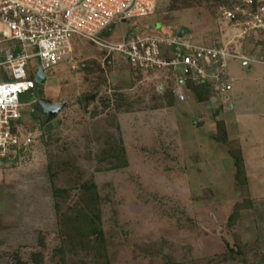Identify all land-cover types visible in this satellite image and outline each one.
Segmentation results:
<instances>
[{
	"label": "rangeland",
	"instance_id": "obj_1",
	"mask_svg": "<svg viewBox=\"0 0 264 264\" xmlns=\"http://www.w3.org/2000/svg\"><path fill=\"white\" fill-rule=\"evenodd\" d=\"M216 1L169 0L133 21L156 20L155 28L181 29L197 43L215 39L235 50L255 44L216 17ZM119 30L111 28L112 39ZM69 41L70 60L47 70L23 104L19 160L2 163L5 199L14 194L19 201L16 211L4 207L9 221L0 219V264H264V153L258 158L247 149L246 181L235 182V166L224 162L241 141L214 139L222 120L210 112L215 99L181 117V99L196 101L190 88L175 104L161 99L162 71L134 68L76 33ZM28 66L36 69L35 57ZM38 98L58 106L45 114ZM147 102L172 106L158 112ZM80 183L92 184L97 196L106 254L95 248L94 235L61 238L62 214L73 216L83 202ZM58 186L68 191L55 200L51 188Z\"/></svg>",
	"mask_w": 264,
	"mask_h": 264
},
{
	"label": "built area",
	"instance_id": "obj_2",
	"mask_svg": "<svg viewBox=\"0 0 264 264\" xmlns=\"http://www.w3.org/2000/svg\"><path fill=\"white\" fill-rule=\"evenodd\" d=\"M168 1L0 0V170L2 163L7 166L19 160L16 157L22 152L17 149L18 121L24 116L23 104L35 87L37 67L40 65L46 75L58 62L70 60L72 33L86 37L107 53L121 55L134 68L168 70L174 75L177 85L173 89L179 98L188 80L206 81L212 93L224 97L223 108H230L231 102L226 100L231 90L228 59L256 58L230 48L227 42L212 39L197 43L183 36L182 31L177 35L176 28L164 31L150 22L133 21L153 15L160 3ZM215 14L237 27L240 38L255 35L264 44V0H217ZM126 20L133 26L118 39L103 33ZM30 57L36 58L35 70L28 66ZM258 58L263 60L264 55ZM160 87L163 91L165 83ZM26 90L31 92L21 100L19 94Z\"/></svg>",
	"mask_w": 264,
	"mask_h": 264
},
{
	"label": "crops",
	"instance_id": "obj_3",
	"mask_svg": "<svg viewBox=\"0 0 264 264\" xmlns=\"http://www.w3.org/2000/svg\"><path fill=\"white\" fill-rule=\"evenodd\" d=\"M153 20V19H152ZM150 20V23L152 24H157L156 20ZM149 22V21H148ZM140 23H145V22H140ZM122 23L116 24L113 27L115 29H120L119 34L123 33L125 29L122 27ZM158 25V24H157ZM112 28V27H111ZM182 31V30H181ZM114 32L111 30L109 31V38L111 36L112 38H117L116 36L113 35ZM118 34V33H115ZM211 40V39H210ZM249 40L253 43L252 46L251 44H246V49L244 47H238V52H243V53H248L250 55H253L256 59L254 60H242L239 58H229V63H228V71L231 77V90L226 96V100H229L231 102L230 108L229 109H224L223 108V102H224V97H220V95H216L213 93L210 97L203 99L202 101H191L190 99H181V101L184 102L183 104V109H181L180 116L183 117V115L186 114L187 111H193L192 109L194 107H200L205 103L208 106L212 103V100H216V103L214 104L212 110L210 112H216L220 114V118L223 120L226 128V132L228 135V138H239L241 141V148L243 150V156L248 153V150L255 151L256 155H258V158L262 156V153H264V60H259L257 59V56H259V52L262 51V45L259 43L255 35H252L249 37ZM260 45V46H258ZM264 46V44H263ZM159 71H162L161 74L165 75V84L166 87L169 86V81L170 78L172 79L171 86L176 83L175 78L173 77L174 75L170 73L168 70H162L160 69ZM162 75V76H163ZM160 96V95H159ZM165 97V96H164ZM164 97H160L163 99ZM171 99L175 101L179 100L173 93L172 96H168ZM192 99V97H191ZM194 103V105L192 104ZM147 105H150L148 107H152L151 109L157 110L162 109V107L166 108L167 106H172L165 104L163 106H158L156 107L151 106L153 104H149L148 102L146 103ZM161 107V108H160ZM188 107V109L186 108ZM207 107L202 108L201 110L204 111L206 110ZM160 112V111H158ZM185 113V114H184ZM224 116V118H222ZM225 119L227 121H225ZM180 128V133H186L183 129V126H179ZM188 132L192 130L189 128L187 130ZM233 133V136L231 135ZM189 136V135H187ZM190 138V136L188 137ZM216 145H219L220 142H215L213 141ZM251 153V151H250ZM249 153V154H250ZM248 155V154H247ZM246 155V156H247ZM233 163V159L231 156H227L225 159L224 164H226V169H229V165ZM221 165L222 168L225 167V165ZM229 164V165H228ZM234 165V163H233ZM221 168V167H220ZM2 171L4 169L2 168L0 170V219L1 222L4 223L5 220L10 219V216L8 215L7 212L8 209L12 208L13 211H16V202L17 198L15 197L14 194H12V197H7L5 199V195L8 196L9 192L6 194L5 188H4V182L3 181V174ZM10 208L5 209V206H9ZM18 208V207H17ZM7 221H5L6 223Z\"/></svg>",
	"mask_w": 264,
	"mask_h": 264
},
{
	"label": "trees",
	"instance_id": "obj_4",
	"mask_svg": "<svg viewBox=\"0 0 264 264\" xmlns=\"http://www.w3.org/2000/svg\"><path fill=\"white\" fill-rule=\"evenodd\" d=\"M215 4L217 5V1ZM108 32H109V29L103 30V33H105V34H107ZM186 86H187V88H190L194 92V94H195L194 98L197 101H202L203 99H206L212 95V89L206 81H204L203 83H194V82L188 80L186 83ZM167 90H168V92H166ZM163 92L164 93L162 95H160L159 97L172 96L173 95L172 86L170 85ZM20 121L21 120H19L18 122L20 123ZM215 124H216L215 133H214L213 137L217 141L224 142L226 139H228V135L226 132L224 122L222 120L217 119ZM228 150H229L228 153L232 157L233 163L235 166V171H234L235 182L244 184L246 181V178H245V174H244L245 171H244L243 150H242L241 146H235V147L229 148ZM113 153L114 152H109V154H113ZM114 156L116 157L117 153H114ZM125 162L126 161L121 162V163H125ZM121 163L117 164L116 166L120 165ZM66 191H68L67 187H63V186L51 188V193H52L54 199L56 198V196L60 197ZM78 194H79L78 196L80 198H83V202L81 204V207H78L76 214L71 210L73 213V214L72 213L71 214L73 216H68L67 213H63L61 216V217H63V219H61V222H60V225H61L60 231L64 232V234L62 235L61 238H62L63 242H65V241L70 240L71 233L79 234L81 238H86V236L91 237L92 235H94L93 244L95 241V244H94L95 248L97 250H99L100 252L102 250L104 252L103 254H106L105 247L107 246L108 243H107V238H106L104 231L102 229L100 216L97 213L98 199H97V196L95 194L94 189L92 188V184L80 183ZM55 200H54V202L56 203ZM240 204H242V203H239V202L237 203V205H240ZM54 210H55V214L57 216L61 213V211L58 210V203L54 204ZM235 210H237V209L235 208ZM75 224L80 229H78ZM81 224H82V227H81ZM83 224H84V226H83ZM61 234H62V232H61ZM93 244L89 245V248H91L93 246ZM100 248H101V250H100ZM93 264H95V263H93ZM100 264H107L106 259L101 261Z\"/></svg>",
	"mask_w": 264,
	"mask_h": 264
},
{
	"label": "water",
	"instance_id": "obj_5",
	"mask_svg": "<svg viewBox=\"0 0 264 264\" xmlns=\"http://www.w3.org/2000/svg\"><path fill=\"white\" fill-rule=\"evenodd\" d=\"M176 34H177V35H180V34H181V29H177ZM34 78H35V80H37L38 82H44L45 79H46V75H45V73L43 72V69L41 68L40 65L37 67V70H36V72H35V74H34ZM30 92H31L30 90H27V91H25V92L19 94V98H20L21 100H24V99L26 98V96H27ZM36 102H37L39 105H41V108H42V109H44V107L47 106V110H46V112H47L48 114H50V112H52V111L58 106L57 103H54V104H52V103H48V102L43 101V100L40 99V98L36 99ZM41 102H43V103L45 104L44 107H43V105L41 104ZM50 107H51V108H50ZM52 107H53V109H52Z\"/></svg>",
	"mask_w": 264,
	"mask_h": 264
},
{
	"label": "clouds",
	"instance_id": "obj_6",
	"mask_svg": "<svg viewBox=\"0 0 264 264\" xmlns=\"http://www.w3.org/2000/svg\"><path fill=\"white\" fill-rule=\"evenodd\" d=\"M109 31H110V30H109ZM108 33H109V32H108ZM46 76H47V74H46ZM45 80H46V79H45ZM36 82H38V81L36 80ZM44 82H45V81H44ZM35 84H36V83H35ZM176 85H177L176 83H175L174 85H172V89H173ZM165 87H166V86H165ZM186 89H187V86L183 88V95H182V98L185 97V95L187 94ZM164 90H165V89H164ZM164 90H163V91H164ZM26 91H27V90H26ZM30 91H31V90H30ZM163 91H162V92H163ZM173 93L175 94V96H176L177 98H179V96H178L179 94L176 93V92L174 91V89H173ZM40 99H41V98H40ZM37 104H38V103H37ZM38 106H39V108H40L45 114H48V113L46 112V110H44V109L41 108V105L38 104Z\"/></svg>",
	"mask_w": 264,
	"mask_h": 264
},
{
	"label": "flooded vegetation",
	"instance_id": "obj_7",
	"mask_svg": "<svg viewBox=\"0 0 264 264\" xmlns=\"http://www.w3.org/2000/svg\"><path fill=\"white\" fill-rule=\"evenodd\" d=\"M41 104H42L43 107H44L45 104H44L43 102H41ZM50 108H51V107H50ZM52 109H53V107H52ZM44 110H47V106L44 107Z\"/></svg>",
	"mask_w": 264,
	"mask_h": 264
}]
</instances>
